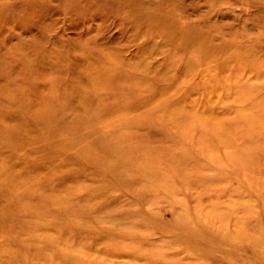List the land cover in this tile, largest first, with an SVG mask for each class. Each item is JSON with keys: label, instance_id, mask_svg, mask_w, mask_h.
<instances>
[{"label": "rangeland", "instance_id": "374dc122", "mask_svg": "<svg viewBox=\"0 0 264 264\" xmlns=\"http://www.w3.org/2000/svg\"><path fill=\"white\" fill-rule=\"evenodd\" d=\"M0 264H264V0H0Z\"/></svg>", "mask_w": 264, "mask_h": 264}]
</instances>
